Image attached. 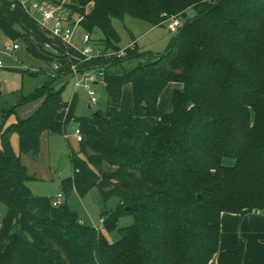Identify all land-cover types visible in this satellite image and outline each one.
<instances>
[{
  "label": "trees",
  "instance_id": "16d2710c",
  "mask_svg": "<svg viewBox=\"0 0 264 264\" xmlns=\"http://www.w3.org/2000/svg\"><path fill=\"white\" fill-rule=\"evenodd\" d=\"M71 2V18H80L90 35L102 33L112 52L121 50L114 19L163 27L173 17L188 19L190 10L196 15L184 21L164 55L114 74L111 68L144 55L136 43L123 58L86 61L19 3L0 0L4 37L28 39L38 49L50 45L71 66L97 73L108 98L105 114L78 118L76 96L66 102L63 88L52 89L49 80L23 99H42L41 106L0 132V205L7 208L0 264H210L216 256L217 264H243L244 245L220 252L219 237L223 213H264V0ZM176 82L183 89L174 94L173 110L162 113L160 95ZM127 85L135 117L158 120L148 132L112 120ZM72 122L83 141L71 155L73 176L62 181L63 199L73 192L84 198L93 189L104 204L118 198L119 207L103 213L101 229L82 224L67 202L49 218L29 212L28 183L37 178L15 153L11 136L18 135L20 154L36 157L44 134L66 135ZM124 216L135 224L111 243L106 234Z\"/></svg>",
  "mask_w": 264,
  "mask_h": 264
},
{
  "label": "rangeland",
  "instance_id": "374dc122",
  "mask_svg": "<svg viewBox=\"0 0 264 264\" xmlns=\"http://www.w3.org/2000/svg\"><path fill=\"white\" fill-rule=\"evenodd\" d=\"M58 4L57 0H49ZM73 4V2H71ZM68 7V6H66ZM65 15V14H64ZM195 11L188 12V19L195 17ZM78 17L71 18L77 21ZM171 20V19H170ZM169 20V21H170ZM167 22V25L169 23ZM152 27L148 23L136 20L133 17L126 16L124 19H114L113 27L120 38L118 48L124 50L132 44L138 42L140 51L144 55L136 60H127L122 66L111 68L109 71L114 74H123L135 68L138 65L148 64L157 59L159 55H164L175 39V35L168 31V27ZM84 31L77 27L74 37V46L81 49L83 45L81 37ZM93 42L101 48L104 53L110 54L107 48V39L102 33L97 32L91 35ZM12 41L0 33V59L4 61V67L0 69V84L2 95L0 98V132L7 131L19 119L27 118L33 114L42 104V99L33 103L23 100L33 95L36 90L43 87L49 80H53L52 89L63 88V99L71 102L76 96L77 108L76 117L92 118L96 113L105 114L108 110V98L104 83L96 78L97 85L91 84V89L97 95L94 101L89 92L83 88H76V77L71 73L65 74L62 70L67 69V63L59 58L50 50L38 49L34 43L26 39L16 41L21 46V50L12 56L2 52L6 43ZM135 45V44H134ZM31 47L33 51L27 48ZM120 51V50H119ZM118 52V51H117ZM54 65H58L60 71L54 70ZM90 76H97V73L91 72ZM79 76L78 80H82ZM180 85V84H179ZM18 106V107H17ZM116 109V108H115ZM130 109V108H129ZM114 110V109H113ZM111 110V112H113ZM128 106L124 107V114ZM134 117L132 110H129V116ZM78 126L75 122L71 123V129L68 130L69 139L64 135L44 134L41 139V150L38 156L20 154V143L17 134L11 136V144L20 156L22 163L27 167L30 175L35 176L37 180L28 183L32 198L29 205V212L40 219L49 218L54 208L53 203L58 199V194H63L62 181L73 176V165L71 163L72 153H79V143L73 137L74 130ZM2 135H0V148H2ZM68 160V164L59 170L61 159ZM109 169V168H107ZM60 205L67 202L70 209L78 213V217L86 225L99 228L101 227L102 215L104 212L115 211L120 204L118 198H111L105 204L96 189H93L84 198L79 197L73 192L69 197L60 199ZM7 215V208L0 205V228L1 220ZM49 216V217H48ZM133 216H124L117 223V229L106 234L111 243H116L122 239V233L119 231L135 224Z\"/></svg>",
  "mask_w": 264,
  "mask_h": 264
},
{
  "label": "built area",
  "instance_id": "2783aa9c",
  "mask_svg": "<svg viewBox=\"0 0 264 264\" xmlns=\"http://www.w3.org/2000/svg\"><path fill=\"white\" fill-rule=\"evenodd\" d=\"M21 5L24 9V12L28 14L32 19H34L39 26L51 35L52 38L58 39L63 42L65 45L72 47L77 52L81 53L86 61H92L96 58H111L112 56H116L118 58H123L127 54V50H132L135 47V43L130 44V46L124 50H120L118 52H112L110 54L104 53L101 48L93 42L92 37L89 33H84L81 37V41L84 46L81 49L74 46V37L77 27H79L80 18L77 21L71 20V13L68 7L71 5V0H57L58 4H54V2H50L49 0H13ZM65 14V15H64ZM168 31L173 34H179L180 29L183 27V21L179 17H173L169 21ZM46 50L52 51L54 54L59 56V53L55 51L50 45L45 46ZM21 50L20 44L16 41H9L3 47L2 52L8 56H12ZM68 65L67 69H65V73H71L76 77L75 87L85 88L92 99L96 100V94L91 89V84L96 81V78L100 76H90L92 71L80 70L77 65H70L69 62L65 61ZM4 67V61L0 59V69ZM55 71H60L58 65H54ZM83 76L82 80H78L79 76ZM100 79V78H99ZM64 137L68 140L69 135L66 134ZM73 137L76 138L78 143L83 141V134L80 127H77L74 130ZM58 200L53 203L54 207L60 206V199H63V194H58L56 197ZM104 219L101 220L102 228Z\"/></svg>",
  "mask_w": 264,
  "mask_h": 264
},
{
  "label": "crops",
  "instance_id": "0c3cea01",
  "mask_svg": "<svg viewBox=\"0 0 264 264\" xmlns=\"http://www.w3.org/2000/svg\"><path fill=\"white\" fill-rule=\"evenodd\" d=\"M132 43H136L139 47L138 42L133 41ZM95 83L97 85V81H95L94 84ZM182 89L183 85H179L177 82L170 83L166 87L160 95L158 103L160 112L170 113L173 110L172 100L175 96L174 94L177 90ZM97 98L96 95V99ZM125 106L126 109L128 106L126 115L123 111ZM133 107V89L131 85H127L123 88L120 107L114 110L112 109V120L116 123L131 125L141 131H150L157 124L158 120L156 118L135 117ZM129 110H132L134 117H131V115L129 116ZM80 222L85 224L81 220ZM219 238L220 252L237 249L243 244L245 253L243 264H264V213H250L245 215L223 213L221 215V234ZM210 264H217V256Z\"/></svg>",
  "mask_w": 264,
  "mask_h": 264
},
{
  "label": "water",
  "instance_id": "95a60500",
  "mask_svg": "<svg viewBox=\"0 0 264 264\" xmlns=\"http://www.w3.org/2000/svg\"><path fill=\"white\" fill-rule=\"evenodd\" d=\"M185 14L182 16V18H185ZM95 85H96V83H95ZM95 115H98V113H96ZM68 164V160H66L65 158H62L61 159V162H60V164H59V170H62L66 165ZM129 208H127V210H128Z\"/></svg>",
  "mask_w": 264,
  "mask_h": 264
}]
</instances>
